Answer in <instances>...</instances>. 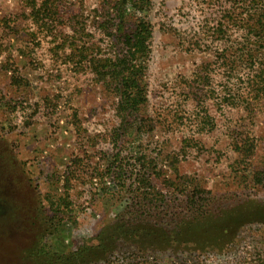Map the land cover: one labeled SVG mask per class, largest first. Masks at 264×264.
Wrapping results in <instances>:
<instances>
[{
  "label": "rangeland",
  "instance_id": "1",
  "mask_svg": "<svg viewBox=\"0 0 264 264\" xmlns=\"http://www.w3.org/2000/svg\"><path fill=\"white\" fill-rule=\"evenodd\" d=\"M111 1L52 0L43 9L37 0L34 17L26 0H0V264H264V217L254 215L264 216V191L251 182L264 171V101L243 93L233 108L216 96L234 56L227 46L242 41L211 36L230 0H151L145 127L138 141L117 144L115 96L96 85L89 57L79 60L70 45L86 41L94 54L113 53L114 33L97 28ZM242 60H235L234 81L247 72ZM236 138L252 140L250 160L239 161ZM140 152L157 158L153 170L161 175L147 178L162 203L160 215H148L155 228L170 236L188 223L217 227L225 215L242 222L227 237L205 236L207 245L143 248L111 239L101 247V229L137 197H150V187L134 179L139 170L149 173L134 159ZM175 175L188 196L198 188L194 201L174 202L165 180L177 184ZM186 205L208 214L191 221Z\"/></svg>",
  "mask_w": 264,
  "mask_h": 264
},
{
  "label": "trees",
  "instance_id": "2",
  "mask_svg": "<svg viewBox=\"0 0 264 264\" xmlns=\"http://www.w3.org/2000/svg\"><path fill=\"white\" fill-rule=\"evenodd\" d=\"M51 2L52 0H43L40 6L43 9H47L48 5L52 4ZM26 4L29 5L30 15L34 17L40 16L41 10L40 7L37 8V0H26ZM150 4L151 0H112L110 2V13L97 26L103 34L105 33L104 35L108 36L111 32L114 33L110 36L114 48L112 50L113 53L109 56L102 55L97 51L94 54V51L90 50V47H86V41L80 43L82 45L77 44L74 40L70 43L71 46H74V49L72 48L73 54H76L79 60L83 58L88 61L89 57V62H91L89 71L94 76L96 85L102 91L111 92L115 96V113L118 119V127L115 129L114 137L112 138L115 144L121 143L122 139L129 141L132 137L138 141L140 139L138 136L143 134L141 131L145 127L146 120L142 112L147 103L145 75L152 37V28L146 19V13L149 10ZM223 13V21L217 20L215 22L214 27L210 31L211 36H219L221 38L225 35H230L229 33L232 35L238 34V39L242 41L237 42L235 39L227 48L232 50L231 55L235 56L237 50L242 55L236 58L232 56L231 63L227 69L229 75L226 78V82H224L223 90L216 96L222 104L233 108L239 107V104L236 103L237 98L242 99V101L244 100L241 97L243 93H251L253 95L252 100L264 101V0H230L228 7L225 8ZM75 18L74 16L70 22L75 20ZM35 21L36 23L38 22L37 19ZM203 21L205 22V20ZM73 32L85 37L82 34V30L79 32L73 30ZM200 33L205 35L207 30L202 26L200 27ZM76 55H73L72 58ZM243 56L245 57V60H242L243 64H249V66L244 67L247 69V72L244 74V77L241 76L242 78H239L238 81H234L236 80L235 75L237 72L233 67L238 62L235 60H239ZM258 61H260L259 66H257ZM12 79H14L13 76H10V80ZM227 84L231 85L229 89L226 88ZM239 84H241V88H237ZM245 89L247 92L244 91ZM203 120H207L204 125L211 122V118L207 115ZM200 124L203 123L200 122ZM183 141L186 142L187 139ZM233 141V147L237 155H239V161L246 162L250 160L255 149L252 140L249 138L238 140L236 138ZM134 159L138 163L141 162L143 168L149 169V173L147 174L145 171L139 170L138 174L137 172L135 173L134 179L137 181V184L141 183L142 187H150L149 190H146L150 197H137L138 204L134 202L130 206L129 204L124 206L123 211L115 216L113 222L101 229L97 235L101 247L105 245L111 246V239H114L116 243L131 242L139 244L143 248L147 247L150 243L151 247L164 248L163 245H165L167 247H174V249H178L177 247H181L183 244L187 245L188 243H192L194 247L193 242H196L197 245H207L209 243L201 240L205 236H210L211 238L212 234L215 233L214 236L218 238L222 236L227 237L235 224L242 222L243 219L240 220L241 215H233L234 217H227L225 215L217 223L216 228H204L188 223L181 225L178 231H174L172 235L167 236L163 229L155 228L157 220L151 223V220H149V216L153 213L160 215L161 212L157 211L162 209L160 208L162 206L160 195L158 194L159 197L153 196V186L147 179L149 177L159 178L161 176L158 174L159 172L156 173L153 170L155 169L154 165L157 158H150L149 155L140 152ZM168 159L174 162L177 156L169 154L166 161ZM144 163L147 166L144 167ZM173 169L176 170L175 166ZM151 170L152 172H150ZM175 179H179L177 184L174 181H169V179L165 180V185L169 184L168 188L171 189L170 194L175 200L174 202L180 196L182 199L188 196V191L185 189L186 186L179 183L180 180L184 182L185 179L179 178L177 175H175ZM251 179L253 188L264 191L263 170L255 172L251 176ZM69 180L70 178L68 177H65L63 180L64 187L67 189L69 187ZM197 190L198 188L194 187L189 192L188 198L192 199L191 201H194L195 196L199 193ZM47 201L51 207L54 206L51 199H47ZM61 202L63 204L59 203L60 206L67 205L65 200ZM59 205L57 204L56 208L52 211L54 212L56 209H59ZM186 206L189 212L194 210L189 214L191 221H194L196 216L205 217L208 214L207 212H203L199 207L190 210L189 206ZM197 209L200 211H197ZM254 215L264 217L259 212H254ZM76 257L78 258V254H76ZM60 258L57 256L56 260L59 261Z\"/></svg>",
  "mask_w": 264,
  "mask_h": 264
}]
</instances>
